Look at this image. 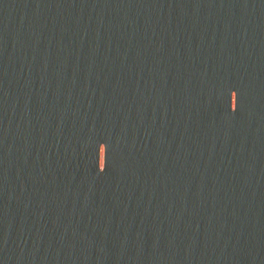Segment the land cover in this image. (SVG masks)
Returning <instances> with one entry per match:
<instances>
[{"label":"water","instance_id":"95a60500","mask_svg":"<svg viewBox=\"0 0 264 264\" xmlns=\"http://www.w3.org/2000/svg\"><path fill=\"white\" fill-rule=\"evenodd\" d=\"M264 203V0H0V177Z\"/></svg>","mask_w":264,"mask_h":264}]
</instances>
